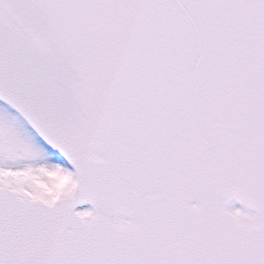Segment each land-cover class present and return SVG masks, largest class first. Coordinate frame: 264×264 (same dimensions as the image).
<instances>
[{"label": "snow or ice", "instance_id": "1", "mask_svg": "<svg viewBox=\"0 0 264 264\" xmlns=\"http://www.w3.org/2000/svg\"><path fill=\"white\" fill-rule=\"evenodd\" d=\"M0 264H264V0H0Z\"/></svg>", "mask_w": 264, "mask_h": 264}]
</instances>
